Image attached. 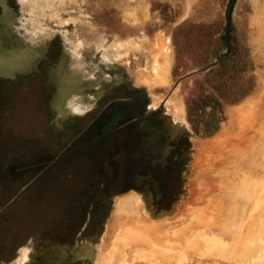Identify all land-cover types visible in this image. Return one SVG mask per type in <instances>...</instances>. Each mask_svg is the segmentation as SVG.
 <instances>
[{
  "label": "rangeland",
  "instance_id": "rangeland-1",
  "mask_svg": "<svg viewBox=\"0 0 264 264\" xmlns=\"http://www.w3.org/2000/svg\"><path fill=\"white\" fill-rule=\"evenodd\" d=\"M260 3L0 0V264H19L22 248L34 253L26 264H264V227L243 254L212 236L192 244L187 227L185 238L143 244L135 230L120 242L115 215L132 191L167 227L223 170L211 145L236 136L235 111L264 87ZM158 52L172 58L166 82L153 74ZM259 137L262 176L245 177L240 212L264 226Z\"/></svg>",
  "mask_w": 264,
  "mask_h": 264
},
{
  "label": "bare ground",
  "instance_id": "bare-ground-1",
  "mask_svg": "<svg viewBox=\"0 0 264 264\" xmlns=\"http://www.w3.org/2000/svg\"><path fill=\"white\" fill-rule=\"evenodd\" d=\"M139 9H140V7H139ZM143 12H145V11H143ZM258 12H260L261 14H263V17L260 18L261 19L260 20L261 23L259 25L260 27L257 30V32H261L262 33V35L259 36L260 41H261V38L264 39V0H263V3H260L259 4ZM138 19H139V17H138ZM257 41H258L257 42V45H259L258 46L259 49L260 50L262 49V51H264V40L261 41L263 43H259V40H257ZM166 48H167V46H166ZM165 51H168V50H165ZM159 54L160 53L158 52V56H159ZM167 56L170 58L169 54ZM167 56H166V59H164L165 57L162 58V56L160 54V57H161L162 61L158 58V60H156V63L154 64V66L152 68L153 69L154 76L157 79H159V81L164 80L166 82L168 80V77H169V68H170V66H168V65H170L171 62L169 60H171L172 58L168 59ZM163 65H164V67H163ZM154 80H156V79H154ZM252 102L253 103L250 102V104H248V105H244V106L239 107L237 109V111L234 110L236 112L235 114H237V115H235L236 118L233 119L234 120V122H233L234 123V126H233V128L232 127L231 128H232V132H234V134H236L235 137L234 136L233 137H229V136L228 137H223L220 141L218 140V142H216L215 144H213V143H212V145H211V143L209 144V145H211L212 148H214V149L217 150V151L215 150L217 152V155H219V156H217V158H218V160L220 159L221 162L220 161L219 162L222 164V165L219 164L220 165L219 167L223 166L221 168H223V170H224L225 173L223 172V170L221 172H219L218 175L220 174L221 177L215 174L216 175L215 176L216 179L213 180V182H212V180H210V182L213 183V184L207 183V180H205L206 182L204 181L205 183H203L201 185V187H200V190L201 191H199V189L197 190V191H199L198 193L196 191V194L197 195H195V198H194L193 203L190 204V207L191 208L188 207L189 208L188 209L189 211L185 212L183 217L182 216L179 217L180 220H178V221H176L174 223L168 224L169 226L165 227L164 225H160L159 222H157L158 220H155V219H153V217L151 218V217H149L147 215V213H146L147 211L144 209L146 206L143 207L142 203L140 202L141 200L139 199V197L137 196V194L135 192H132V191L131 192H127V193H125V194H123V195H121V196L118 197V199L116 200L115 215L117 216V215H119V213L121 215H123L122 216V218H123L122 221H119L120 218H119V220L116 219L117 221L120 222V223L118 222L120 224V227H118V230H117V235L119 237V241L120 242H121V239L123 240L124 237L126 239H131L132 236L135 237V235L138 234V233L135 234L136 233L135 230L141 231L139 233V235H141L139 241H142V243H143V240H144L145 242L143 244H145L146 242L148 243L151 239H154V238L158 239V237L160 238V236H161V238L163 236L170 237L169 239L171 240V238L174 237V234H175V238H176L178 236V234H182V235L185 234V233H182V231L183 230H186L188 228L187 229L188 230V233H186L187 234V238L186 239H188V238L190 239V237H188V235L191 234L190 235L191 236V239H193V237H195L196 239H199L198 237H203V235L208 236V238L210 236H212L213 238H210V239L211 240H214L213 242L218 241V244L219 245H220V243L221 244H224V245H227V243H230V241H234L235 242V245H236L235 248L236 249H241L242 252L245 249L254 250L257 246H260V244H258V243H257L258 245H256V242L255 241H257L256 239H258L257 238L258 231H260L261 230L260 228L261 227H264V226H261V223L259 224V222L257 223L258 225H256V224L254 225V223H252L253 221L252 222H246V223L242 224L243 223V220H242L243 217L241 215L243 214V212H240V210H241V206H243L242 204H244V202H243L244 200L243 199H240L241 198L240 197V192L242 191V193H243V191H244L242 188H243V184H245L244 183L245 177H249V178L251 177V178H253L259 172L260 173L258 174V176L259 175L262 176L261 171L263 169L261 167H259V165L261 166V162H258V160L255 159L256 155L259 157L260 154H261V153L258 154L260 151L256 147V144H258L257 146H259V140H257V142H255V139L258 136H261V138H264V127L262 128L263 130L260 128V127H262L260 125V123L263 122L264 117H261L260 114H259L260 116L258 114H256L255 110H258V109H260V111L261 110H264V87L262 88V90L260 92V95L257 96V98L254 101H252ZM174 109H175V107H174ZM178 110H180V109H178ZM172 111L173 110H171L170 112H172ZM179 113H181V112H179ZM183 115H184V113H183ZM177 116H178V114H177ZM258 125H259V127H258ZM259 128H260V130H259ZM207 142H210V141L208 140ZM229 145H230V147H229ZM253 145H255L256 148ZM251 146H253L255 148L254 149L255 151L253 150V147L251 148ZM249 148H251L253 151H251V149H249ZM256 149L259 151L258 153L256 152L257 151ZM199 150H201V149H199ZM249 150L251 152V156H249L250 154H248L249 153ZM246 151H248V153H247L248 155L246 154V156H244L243 154H245ZM235 153H237V156L240 155L239 157H237V160L235 159L236 158ZM253 153H255V154L257 153V154L254 155ZM241 155H243L244 157L241 156ZM197 157H199V156H197ZM262 157H259V159L262 158ZM214 164H215V162H214ZM214 164L212 165V168L216 170L217 166L214 165ZM196 166H197V164H196ZM205 168L204 169L202 168V170L199 169V171H201L202 173H204L205 170H206ZM260 169H262V170H260ZM225 170L227 171V174H226V171ZM236 170H237L238 176L237 177L235 176L236 178L233 176L232 179H231V177L229 175H232L234 173L237 175ZM201 172H199V174ZM195 173H196V171H195ZM213 173H214V170H213ZM221 173H223V175H221ZM200 176H201V174H200ZM203 176L206 177L205 175H202L201 177H203ZM225 177H226V179H225ZM263 177H264V175H263ZM197 178H198V176H197ZM256 180H259L260 181V179H256ZM198 181H200V180L198 179ZM250 183L251 182H249V185L248 184L247 185H244V187L247 188V189H249L248 186L251 187L250 186ZM203 185L205 186L204 189L202 188ZM239 188H240V190H239ZM254 191H255V189H254ZM242 193H241V195H244ZM206 194H208L207 195L208 198H205V197H207V196H205ZM257 195H258V193H257ZM246 198H247V196H246ZM241 200H243L242 201L243 203L241 202ZM243 210H244V208H243ZM248 210H250V209H248ZM252 213H253V211H252ZM111 216H112V214H111ZM247 216H246V219L248 217H250V216H248V217ZM262 217H264V215ZM253 218H252V220H253ZM263 221H264V219H263ZM113 222H114V220H113ZM180 225L182 226V228H181L182 230L181 229L180 230H177L179 227H181ZM239 225H241V226L239 227ZM115 226H118V224L115 225ZM184 227H187V228L184 229ZM190 228L193 229L194 231L193 230L191 231ZM189 231H191L192 233H190ZM192 234H194V236ZM182 235H179L178 237L180 238V236H181V238H182V237L186 236V235H183V236ZM171 236H173V237H171ZM261 236L264 237V234H261ZM258 237H260V234H259ZM161 238H160V240H162L164 237L162 239ZM259 239H262V237L259 238ZM163 240L166 241V239H163ZM174 241H176V240H174ZM194 241H195V239L192 240V244L194 243ZM202 241H203V239H202ZM202 241H200V243L198 241H196L198 243V246H200V247L204 246V243L202 244ZM150 242H149V244H151ZM154 242L155 243L152 244V245H159L161 241L158 244H156V240ZM205 242H206V240H205ZM160 245H162V244H160ZM206 245L209 247V242ZM255 245H256V247H255ZM171 246H173V243H172ZM207 246H205V247L207 248ZM210 246L212 247L211 244H210ZM154 247L155 246H153L151 248H154ZM196 247H197V245H196ZM211 247H209V249H211ZM193 248H195V246H193ZM24 249H27L28 251L27 252H23V251L21 252V255H20V258H19L20 259L19 260V264H26L28 262V260L33 259L34 253H33V255L30 254V252H31L30 248H24ZM197 249H198V247H197ZM197 249H196V251H197ZM259 249H261V248H259ZM200 250H198V251H200ZM255 250H258V249H255ZM211 251H209V252H211ZM220 251L221 250H219V252ZM230 251H229V254L231 253ZM191 252H193V251H191ZM206 252H208V251H206ZM217 252L218 251L216 250V252H214V253H217ZM238 252H240V251H237V253ZM249 252L252 253V251H249ZM256 252H258V251H256ZM211 253H213V251ZM106 254H107V252H106ZM202 254H204V253L202 252ZM243 254H245V253L243 252ZM94 255H95V253L93 254V256ZM112 255H113V253H112ZM206 255H207V253H206ZM247 255H250V254L247 253L245 255V257ZM258 255H259V253H258ZM215 256H216V254H215ZM226 256H223V257H225V259H227L228 256L231 257V255H228L227 257ZM236 256H238V255L236 254ZM251 256H249V257H251ZM113 257H112V259H115ZM216 257H218V256H216ZM248 258L245 259V260L249 261L250 264H251V261ZM236 259H238V257H236ZM242 259H244V258H242ZM252 259H253V257H252ZM257 259H259V258H257ZM227 260H230V259L228 258ZM95 261H97V259ZM107 261H109V263H110V258ZM107 261H106V263H107ZM236 262H237V260H236ZM244 263H245V261H244ZM255 263H257V261Z\"/></svg>",
  "mask_w": 264,
  "mask_h": 264
},
{
  "label": "snow or ice",
  "instance_id": "snow-or-ice-1",
  "mask_svg": "<svg viewBox=\"0 0 264 264\" xmlns=\"http://www.w3.org/2000/svg\"><path fill=\"white\" fill-rule=\"evenodd\" d=\"M21 251H23V252H27L28 250L27 249H22ZM26 258V257H25Z\"/></svg>",
  "mask_w": 264,
  "mask_h": 264
},
{
  "label": "flooded vegetation",
  "instance_id": "flooded-vegetation-1",
  "mask_svg": "<svg viewBox=\"0 0 264 264\" xmlns=\"http://www.w3.org/2000/svg\"><path fill=\"white\" fill-rule=\"evenodd\" d=\"M35 252V251H34ZM61 254H62V251H61Z\"/></svg>",
  "mask_w": 264,
  "mask_h": 264
}]
</instances>
